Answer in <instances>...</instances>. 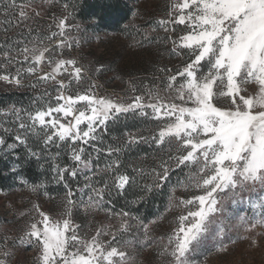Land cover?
Segmentation results:
<instances>
[{
	"label": "snow or ice",
	"instance_id": "1",
	"mask_svg": "<svg viewBox=\"0 0 264 264\" xmlns=\"http://www.w3.org/2000/svg\"><path fill=\"white\" fill-rule=\"evenodd\" d=\"M42 3L60 9L52 13L46 35L33 37L29 29L27 38L21 34L0 44V82L21 87L25 79L35 77L37 83L54 85L28 108L0 110V151L23 146L29 157L40 159L29 143L34 139L40 151L49 153L51 181L20 183L38 196L50 197L51 182L65 190L56 217L39 203L20 213L28 220L18 243L36 250V264H134L135 256L126 250L133 246L125 238L134 226L130 221L143 232L142 243L150 239V224L109 208V197L113 192L123 196L138 183L149 194L177 169L185 172L178 187L194 194L178 198L174 188L169 196L168 210L183 211L174 218L176 227L159 253L169 258L167 264H196L191 257L209 238L216 241V251H227L226 225L233 218L247 233L264 228V0H167L164 15L148 29L133 27L143 31L145 40L150 32L162 31L163 37L149 43L164 45L169 59L179 63L157 67L160 75L154 74L148 84L137 87L129 82L130 94L119 100L97 92L93 77L103 65L90 70L76 58L64 57L65 49L81 45V38L72 34L80 33L81 25L74 22L70 0ZM0 7L6 17L9 9L15 10V24L5 21L9 27L31 19L26 8L40 15L35 0H0ZM37 83L29 86L36 88ZM129 113L154 121V130L147 135L127 133L121 145L105 146L110 122ZM8 136L13 142H7ZM140 143L152 149L153 163L147 164L150 157L145 154V164L132 166L135 175L121 171V151ZM51 148L57 151L51 153ZM63 149L70 163L62 165ZM101 153L107 157L103 168L94 163ZM81 176L83 188L73 190L69 181ZM229 201L233 207L250 205L252 215L234 217L225 206ZM75 210L85 216L104 213L118 224L113 230V225L100 223L93 231L91 222L75 221ZM241 238L257 243L254 236ZM8 239L0 241V264H10L14 255L17 241L9 246Z\"/></svg>",
	"mask_w": 264,
	"mask_h": 264
},
{
	"label": "rangeland",
	"instance_id": "2",
	"mask_svg": "<svg viewBox=\"0 0 264 264\" xmlns=\"http://www.w3.org/2000/svg\"><path fill=\"white\" fill-rule=\"evenodd\" d=\"M167 0H132V5L135 7L136 17L133 18L132 23L126 24L122 27L123 32L117 35H101L91 34L89 39L81 42V46L77 47V50L83 54L81 58H78L77 54L73 50H64V57L76 58L90 70L95 67L103 65L104 70L101 73L94 75L95 83L97 84V92L99 95L109 96L114 100L126 98L129 92V82L140 87L142 84H148L153 81V75H160L156 72V68L159 66L174 67L179 63L178 59H169L167 50L162 44L149 43L157 37H163L165 34L162 31L155 33H149L148 40L143 38V31L137 32L133 25L144 30L148 29L149 25L154 23L158 18L162 17L165 12ZM44 9V7H43ZM43 9H41L43 11ZM26 11L33 12L31 8H26ZM51 17V16H50ZM170 47V45L168 46ZM73 52V53H70ZM15 69L13 70V72ZM44 71H48L45 66ZM35 77L25 79L23 85L29 86ZM158 83V81H155ZM24 87V86H21ZM54 85L37 83L36 88L29 86L30 91L35 92V98L45 91H52ZM17 87L13 84L6 82H0V91H12ZM34 98V99H35ZM27 106V105H26ZM23 104L18 108H27ZM140 118L145 119V124L149 128L144 131H139L134 134L147 135L150 130H154L155 122L144 117L137 115ZM7 142L11 143L12 137H6ZM3 153H7L3 151ZM14 173V172H13ZM14 184L8 186L6 193L0 192V215L10 219L11 216L17 214L20 216L21 212L29 210L33 203H39L42 210L48 212L53 217H56L60 212L59 201L53 199H45L42 196H36L25 185L20 183L18 175H13ZM12 181V180H11ZM175 188V196L178 198H187L194 193L186 192L179 188ZM245 196H251L256 198L255 194L245 193ZM226 208L234 213V217L238 215H252L250 205L238 204L233 207L231 202L226 203ZM183 209L172 208L170 211L167 209L166 214L162 220H158L155 224L154 232L165 237V240L156 244L143 242V232L140 231L141 241L133 243L132 247L126 249L129 255L135 256L134 264H167L168 257H161L159 255L163 246L167 243V236L176 227L175 217L182 213ZM84 214V212H83ZM87 224L91 222V228L94 229L100 223H107L113 225V230L118 224L116 219L108 220L104 213H92L88 216L85 214ZM22 218L21 231L24 230L28 217ZM229 230L226 233L225 242L228 244L227 251H216V241L209 238L203 242V246L195 255L191 257L196 264H264V228L257 227L253 232L247 233L242 227L237 226V220L232 219L229 225H226ZM126 235H137L135 231H132ZM93 231H89L88 235L91 236ZM2 231H0L1 233ZM259 233V235H257ZM254 236L257 243L253 245L250 240L242 239L243 236ZM140 237V236H139ZM105 240L108 237L104 238ZM235 240L236 243L231 241ZM14 255L10 259V264H34L32 251L22 252L19 249H14Z\"/></svg>",
	"mask_w": 264,
	"mask_h": 264
},
{
	"label": "trees",
	"instance_id": "3",
	"mask_svg": "<svg viewBox=\"0 0 264 264\" xmlns=\"http://www.w3.org/2000/svg\"><path fill=\"white\" fill-rule=\"evenodd\" d=\"M6 2L7 0H5V3ZM25 2L26 0H17L18 4ZM70 3L74 6V22L81 25V32H73L72 34L79 36L81 42L89 39V36L94 33L101 35H117L123 32L125 29H122V27L132 23V13L135 12L132 0H70ZM41 9H43V11ZM59 10V5L55 8H49L43 5L42 0H35V11H38L40 15H35L33 11L29 14L31 19L25 24H21L19 27H9L5 21L12 20L13 24H15V19L13 17V12L15 10L9 9L6 17L2 7H0V44L6 40L18 38L21 34L27 38L29 36V29L32 30L33 37L37 34L41 36L46 35L48 33V25L51 23L50 16H52L53 12L59 13ZM6 28L9 29L7 32H5ZM71 50L77 54L78 58L83 56V54L77 50V47L74 46ZM13 70L14 68H10V71L13 72ZM32 83H37L36 79L33 80ZM23 86L24 87L12 91H0V110L7 109L10 106L19 107L22 104L24 106L27 105L26 107L28 108L29 105L32 104L36 93L32 90L30 91L28 84ZM146 125L145 119L137 115L132 113L122 115L116 122H110L108 133L105 136V146L107 144L121 145L125 138V134L147 130L149 127ZM29 143L31 147L40 152V159L29 157L23 146L18 147L14 152L3 153V151H0V192L6 193L8 186L11 183L14 184L13 175H18L20 180H26L29 184L51 181L52 173L50 171L51 162L49 160V153L40 151L34 139L30 140ZM56 151V148H51V153H55ZM67 151V149L61 150L62 154L59 158V162L62 165L70 163ZM88 151L91 152L92 149L88 148ZM145 154L149 155L150 158L147 164L151 165L153 163L151 159L153 152L148 144H133L130 147L124 148L120 153L122 164L121 171H127L130 175H135V173L132 172V166L145 164V161L141 159ZM106 162L107 157H105L103 153H101L99 161H94V163H98L101 168H103ZM13 167H17V171L14 173L12 171ZM184 175V171L177 169L172 172L169 180L164 183L162 187L154 188L149 194L143 192L142 184L139 183L129 188L123 196H118L113 192L109 197L111 203L108 207L114 208L116 212L128 211L133 216L139 217L145 224H150V239L148 240L149 242H147L148 244L153 243L159 246L160 243L165 240V237L161 239L163 236L154 232L153 228L155 224H151V221L166 214L169 205V196L172 195V187L178 186V181L183 180ZM69 182L73 190H76L77 187L83 188L85 183L82 176L78 180H70ZM47 190L50 193L51 199L58 200L59 202L63 198L65 191L62 185H57L54 182L48 183ZM84 191L87 192V189ZM80 195L81 193H78L77 199H79ZM39 196L50 199V197L44 195ZM141 196L143 197L142 199L140 198ZM84 198L86 200L87 196L85 195ZM81 214H83V210L74 211L75 221L87 225L85 217ZM130 223L135 226L132 231L136 230L135 232L137 235H126L125 238L133 243H138V241H141L139 225L136 221H130ZM22 226V218L18 217L17 214L11 216L10 219L0 215V231H2L0 233V241L4 240L5 237L9 238V246L12 245L13 241H17L15 248L22 252L32 251L33 263L36 264V250L28 247L26 244L20 245L18 243V237L23 233V231H21ZM13 252L15 253V251Z\"/></svg>",
	"mask_w": 264,
	"mask_h": 264
}]
</instances>
